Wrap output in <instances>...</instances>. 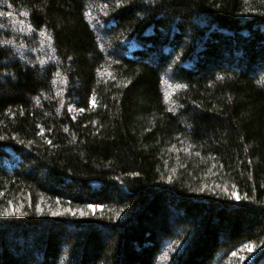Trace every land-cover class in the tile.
Instances as JSON below:
<instances>
[{"label":"trees","instance_id":"1","mask_svg":"<svg viewBox=\"0 0 264 264\" xmlns=\"http://www.w3.org/2000/svg\"><path fill=\"white\" fill-rule=\"evenodd\" d=\"M0 13V264H264V0Z\"/></svg>","mask_w":264,"mask_h":264},{"label":"rangeland","instance_id":"2","mask_svg":"<svg viewBox=\"0 0 264 264\" xmlns=\"http://www.w3.org/2000/svg\"><path fill=\"white\" fill-rule=\"evenodd\" d=\"M19 26H21V24H18L17 27ZM32 56L34 58V61L36 60L37 63L48 62L49 60H51L50 58L52 57L51 48L49 47V45L41 43L40 47L32 53ZM171 84L172 83H170V81H168L167 79L164 81V90L167 94H169L172 90L173 86Z\"/></svg>","mask_w":264,"mask_h":264},{"label":"snow or ice","instance_id":"3","mask_svg":"<svg viewBox=\"0 0 264 264\" xmlns=\"http://www.w3.org/2000/svg\"><path fill=\"white\" fill-rule=\"evenodd\" d=\"M0 15H3V13H0ZM24 15H27V13H24ZM92 106L95 107L96 106V102L95 99L93 98V100L91 101ZM80 111H84V109H80ZM49 143H51V141H49ZM235 255V254H234Z\"/></svg>","mask_w":264,"mask_h":264}]
</instances>
